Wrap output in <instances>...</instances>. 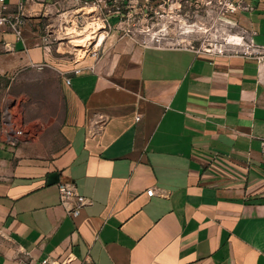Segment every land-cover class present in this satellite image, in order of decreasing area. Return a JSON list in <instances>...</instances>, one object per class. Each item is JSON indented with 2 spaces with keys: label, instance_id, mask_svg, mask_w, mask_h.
<instances>
[{
  "label": "crops",
  "instance_id": "0c3cea01",
  "mask_svg": "<svg viewBox=\"0 0 264 264\" xmlns=\"http://www.w3.org/2000/svg\"><path fill=\"white\" fill-rule=\"evenodd\" d=\"M20 2L40 8L0 11ZM253 2L245 22L264 45ZM31 20L21 38L0 24V116L24 115L17 145L0 130V264H264V57L123 33L66 83L72 61ZM65 179L91 201L77 217Z\"/></svg>",
  "mask_w": 264,
  "mask_h": 264
},
{
  "label": "built area",
  "instance_id": "2783aa9c",
  "mask_svg": "<svg viewBox=\"0 0 264 264\" xmlns=\"http://www.w3.org/2000/svg\"><path fill=\"white\" fill-rule=\"evenodd\" d=\"M169 1L174 0H46L45 4L41 2L45 8L43 16L50 19L43 27L44 46L48 50L53 49L54 42L71 46L69 52L73 55L70 60L73 66L64 73L66 83H70L71 76L67 75V72L81 73L87 69H94L95 62L107 49V46H103L107 35L120 29L124 30L123 33L129 34L130 29L125 27H135L137 17L141 20L143 16L151 13V10L155 11V5L160 7ZM179 1L180 4L192 2V0ZM195 3L205 5L206 14L213 12L215 23L222 25L231 23L232 26L238 25L239 17L244 10L250 12L255 9L253 0H195ZM3 8L6 6L4 5ZM37 10L36 7L26 10L24 4L20 2L16 12L0 11V24L10 25L17 37L21 38L23 29L28 24L27 17L30 15L32 18ZM112 18L115 20L112 21ZM255 34V29L240 27L234 35L239 36L242 42L237 41L235 36L233 38L226 36L221 41L210 43L209 46L202 43L195 44L192 41L170 45L185 46L197 52L211 54L230 55L241 52L263 58L264 45L255 41ZM102 37L103 40L100 42ZM142 42L150 43L146 40ZM0 123L4 140L11 145H17L22 140L24 129L17 126L9 105L4 107ZM262 145L264 151V138ZM57 185L60 201L67 213L72 217L79 216L83 208L91 202L90 199L78 190L77 183L73 179L60 180ZM154 191V187L147 189L149 195ZM38 264L67 263L66 260L46 256Z\"/></svg>",
  "mask_w": 264,
  "mask_h": 264
},
{
  "label": "rangeland",
  "instance_id": "374dc122",
  "mask_svg": "<svg viewBox=\"0 0 264 264\" xmlns=\"http://www.w3.org/2000/svg\"><path fill=\"white\" fill-rule=\"evenodd\" d=\"M32 3L38 4L40 8L34 12L33 17L35 23L40 27H44L48 21L49 17L43 16L44 4L46 0H29ZM41 2H44L42 5ZM206 6L203 4H196L195 0H192L191 3H181L179 0L169 1L160 7L157 5L154 6V10H151V13L143 16V18L137 17L135 21V27H125L129 28L128 36L138 40H146L150 43L155 44H177V43H188L190 41L195 44H204L209 46L210 43L218 42L223 40L224 37L230 36L229 34H236V30H239L240 27H249L245 22L244 15H247L246 10L241 13L239 17L238 25L232 26L231 23H226L222 25L220 23H215L213 19V12L210 14L205 13ZM31 16L27 17L28 23L32 20L29 19ZM230 18V17H229ZM31 20V21H30ZM115 19L112 18V21ZM34 24V23H32ZM124 30H115L110 35H107L106 39L112 38L113 35H122ZM53 48L62 53L65 59L71 60L72 53L69 52L71 46L67 44H59L54 42ZM59 48L57 49V46ZM106 45V42L103 43V46ZM44 71H48L52 75L53 71L51 68H45ZM50 89L54 87L53 82L49 81ZM29 102V103H28ZM26 105L29 111L34 110L36 106L39 107V102L37 97L33 99L30 97ZM10 105V104H8ZM21 110V108H20ZM15 116V119L22 120L24 115L21 111H18Z\"/></svg>",
  "mask_w": 264,
  "mask_h": 264
},
{
  "label": "bare ground",
  "instance_id": "6f19581e",
  "mask_svg": "<svg viewBox=\"0 0 264 264\" xmlns=\"http://www.w3.org/2000/svg\"><path fill=\"white\" fill-rule=\"evenodd\" d=\"M234 36H235V38L237 39V41H239V42L241 41L239 36H237V35H234V34H233V35H232V34H230V37H231V38H233ZM102 40H103V37H102V38H100V42H101ZM78 41H82V40H78ZM241 42H242V41H241Z\"/></svg>",
  "mask_w": 264,
  "mask_h": 264
}]
</instances>
